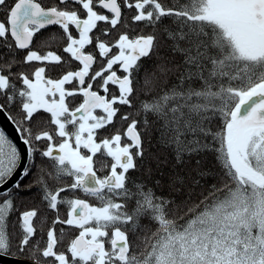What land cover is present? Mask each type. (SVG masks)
<instances>
[{"label": "snow or ice", "instance_id": "6c2138e0", "mask_svg": "<svg viewBox=\"0 0 264 264\" xmlns=\"http://www.w3.org/2000/svg\"><path fill=\"white\" fill-rule=\"evenodd\" d=\"M0 115V264H264V0H0Z\"/></svg>", "mask_w": 264, "mask_h": 264}, {"label": "trees", "instance_id": "16d2710c", "mask_svg": "<svg viewBox=\"0 0 264 264\" xmlns=\"http://www.w3.org/2000/svg\"><path fill=\"white\" fill-rule=\"evenodd\" d=\"M48 2H49V0H47V4H48ZM43 3H44V2H43ZM47 4H46V5H47ZM129 19H130V17H129ZM121 30L123 31L124 29H121ZM53 31H54V30H53ZM49 35H50V33H48V32L44 33V36H45V37H47V36H49ZM114 35H115V33H114ZM43 38H44V37H41V39H43ZM37 45L39 46V41H37ZM60 46L62 47V45H60ZM50 47H51L52 50H58V48H57V44H52ZM41 50H42V51H46V50H48V49H47V48H43V47H41ZM177 59H179V58H177ZM65 70H68L67 67L65 68ZM51 75L53 76V78H55V77L58 75V73H57V72H53ZM171 79H175V77L173 76V77H171ZM80 102H81V98H80V97L75 98V100H74L73 103L71 104V107H75V106H77ZM41 117H42V118H38V120H37L36 122L33 123V131H34V132L50 130V127H49V125L47 124V114H43V113H42V114H41ZM0 129H1V128H0ZM107 134H108L107 132H102V135H107ZM96 159H97V165H96V166L99 168L100 165L103 164V163L105 162V159H106V158L100 157L99 154H98V156H97ZM206 164H207L210 168H212V169H215V168H216V161H215V159H214V157H213L212 155H209V156L207 157V159H206ZM97 174H98V175H102L103 173H101V172L98 171ZM133 175L135 176V175H138V174H137V173H133ZM32 179H33V177L30 176V177L26 178V179L24 180L23 183L27 184V183H29ZM214 182H215V181H213V180H211V179L208 180V183H209V184L214 183ZM53 186H54V185H53ZM36 191H37L36 188H33V189H32V192H33V193H35ZM197 191L199 192L200 189H197ZM78 195H80L81 198H84L82 194H79V193H78ZM197 199H198L197 197H193V200H197ZM90 202L95 203V201H90ZM38 205H39V197L36 198L35 202L26 201L23 205H19V210H20V211H23V210H25V208L37 207ZM60 211H61V215L63 216V215H65L67 209L64 208V207H61V210H60ZM42 214H43V210H42ZM18 215H19L18 212L11 214L10 217H9V222L11 223L12 221H16V218H17ZM48 215H49V220H51V218H52V217H51V213H49ZM189 215H191V214H189ZM18 223H19V222L17 221V227H18ZM36 223H37V224L39 223L38 220L36 221ZM46 228H47V225H45V229H46ZM66 231H68L70 234L64 238L63 244L60 245V250H61V251H63V250L66 248V246H67V244L69 243L70 239H72L74 235L78 234V233H76V232H71V230H69V229H67V228H66ZM106 247H107V245H106Z\"/></svg>", "mask_w": 264, "mask_h": 264}, {"label": "water", "instance_id": "95a60500", "mask_svg": "<svg viewBox=\"0 0 264 264\" xmlns=\"http://www.w3.org/2000/svg\"><path fill=\"white\" fill-rule=\"evenodd\" d=\"M0 128L6 132L14 143L20 147L23 146L22 141L19 138V133L15 130L13 123L7 119L6 115H0ZM3 264H10V262L5 260Z\"/></svg>", "mask_w": 264, "mask_h": 264}, {"label": "flooded vegetation", "instance_id": "af4514ba", "mask_svg": "<svg viewBox=\"0 0 264 264\" xmlns=\"http://www.w3.org/2000/svg\"><path fill=\"white\" fill-rule=\"evenodd\" d=\"M43 2H44L45 4H47V0H43ZM126 15H127L128 18H129L131 14L126 12ZM74 34H75V33H74ZM113 35H114V33H113ZM101 94H103V93H101Z\"/></svg>", "mask_w": 264, "mask_h": 264}]
</instances>
